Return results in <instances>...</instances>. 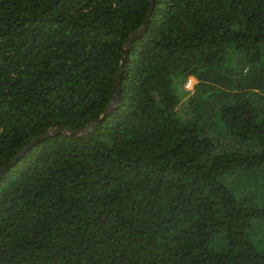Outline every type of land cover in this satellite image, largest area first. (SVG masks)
<instances>
[{"label":"trees","instance_id":"trees-1","mask_svg":"<svg viewBox=\"0 0 264 264\" xmlns=\"http://www.w3.org/2000/svg\"><path fill=\"white\" fill-rule=\"evenodd\" d=\"M149 7L0 0V170L105 113ZM0 264H264V0H155L112 114L1 176Z\"/></svg>","mask_w":264,"mask_h":264},{"label":"water","instance_id":"water-1","mask_svg":"<svg viewBox=\"0 0 264 264\" xmlns=\"http://www.w3.org/2000/svg\"><path fill=\"white\" fill-rule=\"evenodd\" d=\"M154 5H155V0H150V7H149V10H148L146 22L143 24V26L140 29H138L135 33H133L129 37L128 41L125 43V46H124V58H123L122 63L120 65V71L118 72V74L116 76V93H115L114 97L112 98V100L110 102V105L106 109L105 113L98 120H94L92 123H90L89 125H87L84 128H81V129L72 130V129L65 128L63 126H57V127L51 128L45 134H43V135L37 137L36 139H34V141L16 157V159H14L10 163H8L6 165V167L1 169L0 170V178L8 170V168H10L12 165H15L21 158H23L38 143H40V142H42L44 140H47V139H49L51 137L58 136V135H66V136H74V137H76V136L80 137V136L88 135V134L94 132L97 129V127L109 115L112 114V112L118 107V105L120 103L121 77L123 75L124 63L126 62V60L129 57V51L132 48L134 41L136 39H138V38H141L144 35V33L148 30L149 24H150V21H151V16H152L153 11H154Z\"/></svg>","mask_w":264,"mask_h":264},{"label":"rangeland","instance_id":"rangeland-1","mask_svg":"<svg viewBox=\"0 0 264 264\" xmlns=\"http://www.w3.org/2000/svg\"><path fill=\"white\" fill-rule=\"evenodd\" d=\"M195 81L193 80L192 82H189L187 85H186V87H187V90L188 91H194V86H195ZM186 102H188V101H186ZM182 116L187 120V119H189V117H187L185 114H182Z\"/></svg>","mask_w":264,"mask_h":264},{"label":"clouds","instance_id":"clouds-1","mask_svg":"<svg viewBox=\"0 0 264 264\" xmlns=\"http://www.w3.org/2000/svg\"><path fill=\"white\" fill-rule=\"evenodd\" d=\"M193 80H191L190 82H192ZM186 89H187V87H186ZM189 92H192V91H189Z\"/></svg>","mask_w":264,"mask_h":264}]
</instances>
